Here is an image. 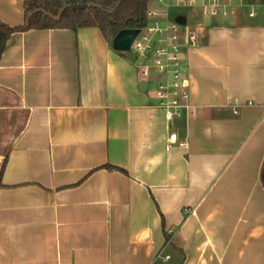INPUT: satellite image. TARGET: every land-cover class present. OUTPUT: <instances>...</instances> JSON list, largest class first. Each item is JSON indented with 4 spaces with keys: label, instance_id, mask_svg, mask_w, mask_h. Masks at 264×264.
<instances>
[{
    "label": "crops",
    "instance_id": "1",
    "mask_svg": "<svg viewBox=\"0 0 264 264\" xmlns=\"http://www.w3.org/2000/svg\"><path fill=\"white\" fill-rule=\"evenodd\" d=\"M245 1L255 17L205 19L184 49L195 116L171 122L99 29L11 37L0 264H264V0ZM24 18L0 0L1 22Z\"/></svg>",
    "mask_w": 264,
    "mask_h": 264
},
{
    "label": "built area",
    "instance_id": "2",
    "mask_svg": "<svg viewBox=\"0 0 264 264\" xmlns=\"http://www.w3.org/2000/svg\"><path fill=\"white\" fill-rule=\"evenodd\" d=\"M244 8L250 10L249 17H255L254 5L245 0H157L149 6L147 24L130 50L137 53L142 63L144 80L156 83L157 106L168 122L195 116L184 68V49L197 46L205 19H228ZM174 9L191 11L193 22L189 23L186 16L185 25L177 23L176 18L183 15L172 18ZM177 138V134L172 133L169 144L177 143Z\"/></svg>",
    "mask_w": 264,
    "mask_h": 264
},
{
    "label": "trees",
    "instance_id": "3",
    "mask_svg": "<svg viewBox=\"0 0 264 264\" xmlns=\"http://www.w3.org/2000/svg\"><path fill=\"white\" fill-rule=\"evenodd\" d=\"M150 0H24V23L0 21V58L15 33L31 30L99 29L112 46L123 30H141L147 24ZM264 182V174H263Z\"/></svg>",
    "mask_w": 264,
    "mask_h": 264
},
{
    "label": "water",
    "instance_id": "4",
    "mask_svg": "<svg viewBox=\"0 0 264 264\" xmlns=\"http://www.w3.org/2000/svg\"><path fill=\"white\" fill-rule=\"evenodd\" d=\"M176 22L182 25L186 24V16H178ZM140 30H123L120 31L113 40V48L117 52H129L135 38ZM147 81H142L139 85L141 91L147 90Z\"/></svg>",
    "mask_w": 264,
    "mask_h": 264
},
{
    "label": "rangeland",
    "instance_id": "5",
    "mask_svg": "<svg viewBox=\"0 0 264 264\" xmlns=\"http://www.w3.org/2000/svg\"><path fill=\"white\" fill-rule=\"evenodd\" d=\"M157 0H151V5L153 6V4L156 3ZM169 1V0H168ZM177 15H183V16H188L189 18V23L193 22V19L191 18L192 13L191 11H189L188 9H174L172 10L171 16L172 18H175ZM129 55H131L134 58H138L137 53L134 50H130L129 52H127ZM152 82L151 84V89L154 90V93L156 94V83L153 80H150Z\"/></svg>",
    "mask_w": 264,
    "mask_h": 264
}]
</instances>
